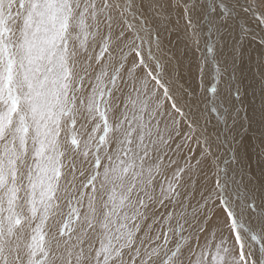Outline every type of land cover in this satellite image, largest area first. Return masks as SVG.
<instances>
[{
	"label": "snow or ice",
	"instance_id": "1",
	"mask_svg": "<svg viewBox=\"0 0 264 264\" xmlns=\"http://www.w3.org/2000/svg\"><path fill=\"white\" fill-rule=\"evenodd\" d=\"M0 264H264V0H0Z\"/></svg>",
	"mask_w": 264,
	"mask_h": 264
}]
</instances>
